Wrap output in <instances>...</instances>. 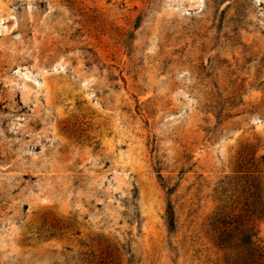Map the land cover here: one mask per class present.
<instances>
[{"label": "rangeland", "instance_id": "374dc122", "mask_svg": "<svg viewBox=\"0 0 264 264\" xmlns=\"http://www.w3.org/2000/svg\"><path fill=\"white\" fill-rule=\"evenodd\" d=\"M261 158L264 0H0V264H264Z\"/></svg>", "mask_w": 264, "mask_h": 264}, {"label": "trees", "instance_id": "16d2710c", "mask_svg": "<svg viewBox=\"0 0 264 264\" xmlns=\"http://www.w3.org/2000/svg\"><path fill=\"white\" fill-rule=\"evenodd\" d=\"M262 166L264 167V159H260ZM261 173V171H258ZM253 182V192L248 194L249 198L246 199L244 204L247 214L246 217L255 216L257 218H264V198L263 189L261 186L260 178L256 177L252 179ZM174 189H168L167 195L170 196ZM166 227L168 232L171 234L175 231V215L171 202H168L166 215H165ZM221 225L219 234L217 236V244L222 248H233V247H243L246 252V262L249 261L250 264H255L263 258L262 251L258 244V239L256 232L253 228H246L239 233L237 238L234 235V231L230 228V223L221 219L218 221ZM238 230V229H236ZM246 264V263H245Z\"/></svg>", "mask_w": 264, "mask_h": 264}]
</instances>
